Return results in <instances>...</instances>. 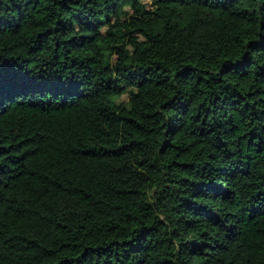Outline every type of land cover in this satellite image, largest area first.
Masks as SVG:
<instances>
[{"label":"trees","instance_id":"1","mask_svg":"<svg viewBox=\"0 0 264 264\" xmlns=\"http://www.w3.org/2000/svg\"><path fill=\"white\" fill-rule=\"evenodd\" d=\"M0 264H264V0H0Z\"/></svg>","mask_w":264,"mask_h":264}]
</instances>
